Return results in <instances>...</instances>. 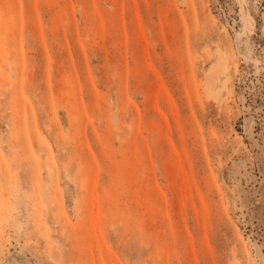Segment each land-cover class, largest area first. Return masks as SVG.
<instances>
[{
	"label": "rangeland",
	"instance_id": "obj_1",
	"mask_svg": "<svg viewBox=\"0 0 264 264\" xmlns=\"http://www.w3.org/2000/svg\"><path fill=\"white\" fill-rule=\"evenodd\" d=\"M246 1L0 0V264H264V0Z\"/></svg>",
	"mask_w": 264,
	"mask_h": 264
},
{
	"label": "bare ground",
	"instance_id": "obj_2",
	"mask_svg": "<svg viewBox=\"0 0 264 264\" xmlns=\"http://www.w3.org/2000/svg\"><path fill=\"white\" fill-rule=\"evenodd\" d=\"M238 1L240 3V6H242L243 4L247 3L246 0H238ZM242 7H240L241 11H244V10H242ZM251 18L252 17H250L249 14H246V12L245 13L242 12V14H241V22H242V26H243V31H245L250 26L252 27V20L253 19H251ZM251 29H253V27ZM245 33H246V31H245ZM245 33H243V35ZM214 60H215V62L212 65H210L209 68L205 71L204 80H203L202 83H203V90H204L205 97L208 98V99L219 100L220 98L224 99L226 97L227 86L231 82V75H230V69H229V63L230 62L228 63L229 59L224 54H222L219 51H217L216 56L214 57ZM0 68H2V67L0 66ZM12 75L14 76V74H12ZM14 110H15V108H14ZM1 114H3V113H1ZM17 124H18V122H17ZM0 138H1L0 143L3 144L2 143V137H0ZM1 144H0V146H1ZM8 147H10V146H8ZM1 217H3V216H1ZM3 218H1L2 220H1L0 224L4 221ZM3 223L5 224V222H3ZM52 250H53V252H52L53 254L52 255L55 256V253L57 251L55 252V248L54 247L52 248ZM56 256H57L56 257V259H57L58 258V253L56 254ZM53 259H54V257H53Z\"/></svg>",
	"mask_w": 264,
	"mask_h": 264
}]
</instances>
